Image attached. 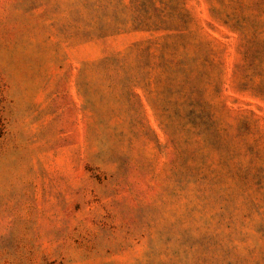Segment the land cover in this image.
Returning a JSON list of instances; mask_svg holds the SVG:
<instances>
[{
	"label": "rangeland",
	"instance_id": "obj_1",
	"mask_svg": "<svg viewBox=\"0 0 264 264\" xmlns=\"http://www.w3.org/2000/svg\"><path fill=\"white\" fill-rule=\"evenodd\" d=\"M0 264H264V0H0Z\"/></svg>",
	"mask_w": 264,
	"mask_h": 264
}]
</instances>
